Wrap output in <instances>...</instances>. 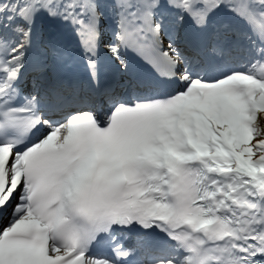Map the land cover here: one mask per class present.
Instances as JSON below:
<instances>
[{
  "label": "snow or ice",
  "instance_id": "obj_1",
  "mask_svg": "<svg viewBox=\"0 0 264 264\" xmlns=\"http://www.w3.org/2000/svg\"><path fill=\"white\" fill-rule=\"evenodd\" d=\"M0 264H264V0H0Z\"/></svg>",
  "mask_w": 264,
  "mask_h": 264
}]
</instances>
